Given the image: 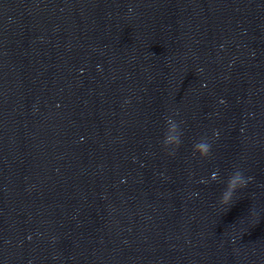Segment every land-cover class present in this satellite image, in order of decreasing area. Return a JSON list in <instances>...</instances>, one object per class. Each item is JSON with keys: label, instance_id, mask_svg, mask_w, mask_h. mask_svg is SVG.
I'll return each mask as SVG.
<instances>
[{"label": "clouds", "instance_id": "obj_1", "mask_svg": "<svg viewBox=\"0 0 264 264\" xmlns=\"http://www.w3.org/2000/svg\"><path fill=\"white\" fill-rule=\"evenodd\" d=\"M132 9L129 8V12H131ZM166 124H167V128L168 131L171 133H177L175 135H165L164 136V140L163 143L167 146V145H179L181 140H180V132H178L177 130L179 129V125L177 124V122L172 119L171 117H166ZM214 135L216 137H219V132L216 131L214 132ZM194 148L200 152V154L202 156H206L209 154L210 152V148L211 145L207 142L201 141L199 143H197L196 145H194ZM212 180H217L218 179V172H214L211 176ZM251 177L245 178L243 176V174L240 171H236L234 172L231 176H229L228 178V182H227V188L226 190L222 193V197H221V203L227 204L231 201L232 197H233V193L235 192V190L238 187H245L248 183L249 180H251ZM202 182H207V181H202Z\"/></svg>", "mask_w": 264, "mask_h": 264}]
</instances>
